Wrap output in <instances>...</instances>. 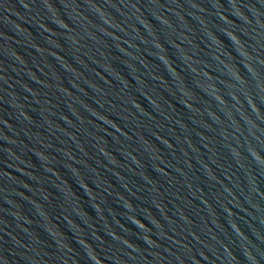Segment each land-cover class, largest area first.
<instances>
[{"label":"water","instance_id":"obj_1","mask_svg":"<svg viewBox=\"0 0 264 264\" xmlns=\"http://www.w3.org/2000/svg\"><path fill=\"white\" fill-rule=\"evenodd\" d=\"M0 264H264V0H0Z\"/></svg>","mask_w":264,"mask_h":264}]
</instances>
